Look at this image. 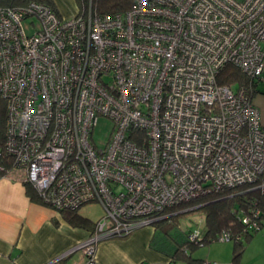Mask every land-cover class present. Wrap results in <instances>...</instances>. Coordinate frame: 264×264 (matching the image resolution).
<instances>
[{
	"label": "built area",
	"instance_id": "2783aa9c",
	"mask_svg": "<svg viewBox=\"0 0 264 264\" xmlns=\"http://www.w3.org/2000/svg\"><path fill=\"white\" fill-rule=\"evenodd\" d=\"M227 66L246 81L219 83ZM263 72L264 0H134L115 14L90 0L69 17L38 0L0 7V178L31 185L56 211L102 209L89 237L50 264L74 252L97 264L99 242L197 198L241 186L264 195V129L251 101ZM100 117L112 123L101 148L91 139ZM237 218L251 234L264 212L254 201ZM238 238L222 230L216 240Z\"/></svg>",
	"mask_w": 264,
	"mask_h": 264
},
{
	"label": "crops",
	"instance_id": "0c3cea01",
	"mask_svg": "<svg viewBox=\"0 0 264 264\" xmlns=\"http://www.w3.org/2000/svg\"><path fill=\"white\" fill-rule=\"evenodd\" d=\"M53 5L62 17L78 11L62 12L56 3ZM251 101L260 113V124L264 129V72L262 79L254 85ZM96 221L91 222L94 224ZM92 231L93 228L73 227L59 211L32 201L19 180L6 176L0 178V264H50L87 239ZM156 234L157 230L152 225L125 237L103 240L96 248V263L171 264L168 243L173 239L167 236L160 238ZM83 261V255L74 252L57 264H82ZM239 264H261V261L242 256Z\"/></svg>",
	"mask_w": 264,
	"mask_h": 264
},
{
	"label": "trees",
	"instance_id": "16d2710c",
	"mask_svg": "<svg viewBox=\"0 0 264 264\" xmlns=\"http://www.w3.org/2000/svg\"><path fill=\"white\" fill-rule=\"evenodd\" d=\"M32 0H0V7H18L26 5ZM49 5L55 12L56 9L52 6L50 1L38 0ZM90 0H81L80 3L86 6ZM134 0H91V6L99 14H115L122 13L132 8ZM57 13V12H56ZM246 79L235 68L227 66L219 75L218 82L223 84H240L244 83ZM0 148L2 149L6 137V103L0 99ZM3 165L8 164L7 158H2ZM0 161V162H1ZM8 167V166H7ZM263 178H260L259 183ZM26 194L34 202H40L37 193L31 185L25 184ZM257 202L259 207L264 212V195L258 190L251 188L250 186H241L235 189L223 190L216 194L207 195L205 197L197 198L189 203L168 209L163 214H171L177 210H183L190 206L201 209L205 215V228L202 233L204 244L210 243L217 238L218 234L222 230H229L234 236H238V239L234 240L233 247V262L238 263L243 252L242 239L249 240L254 233L244 234L242 224L238 222L237 214L240 211L247 212L253 202ZM63 219L72 225L73 227L92 229L94 224L86 217H83L78 213V210H61L59 211ZM178 215V214H177ZM174 216L169 215L166 218L156 222L155 229L158 224L164 223L162 231L164 236L170 237V230L175 226L179 227L177 220H173ZM166 221V222H165ZM170 221V222H168ZM166 223V224H165ZM166 226V227H165ZM264 226V219L260 225ZM190 234H188L189 236ZM188 236L185 241L179 242L172 240L173 246L169 250L168 255L170 262L180 261L184 264H201L203 261L194 260L184 253V249L187 246L199 247L198 245L188 241ZM187 251V250H186Z\"/></svg>",
	"mask_w": 264,
	"mask_h": 264
},
{
	"label": "rangeland",
	"instance_id": "374dc122",
	"mask_svg": "<svg viewBox=\"0 0 264 264\" xmlns=\"http://www.w3.org/2000/svg\"><path fill=\"white\" fill-rule=\"evenodd\" d=\"M50 1L54 7V3L60 11L82 9L81 0H47ZM30 21V20H27ZM27 33H32L31 28L26 29ZM0 103H2L0 101ZM112 128V123L110 120L104 117H100L93 127L91 139L92 142L99 148L103 147L107 142ZM197 207L190 206L183 210H177L171 214L165 216L173 215V220H177L179 227L175 226L170 230V237L179 242L185 241L188 234L198 231L203 233L205 228V215L201 209H196ZM78 212L90 219L91 221H96L102 216V209L97 203H88L78 209ZM178 214V215H177ZM166 222V221H165ZM170 222V221H168ZM166 224V223H165ZM155 227V225H153ZM162 226L164 223H160L157 226V234L160 238H165ZM166 227V226H165ZM169 244V250L173 249L171 243ZM242 245L244 247L240 260L242 256L245 259H253L255 261H261L264 264V226L255 232L249 240L242 239ZM233 247L234 240L228 242H221L214 239L210 243H206L203 246L192 247L187 246V255L194 260L209 261L215 264H239L233 262ZM180 261H174L171 264H179ZM183 263V262H182ZM184 264V263H183Z\"/></svg>",
	"mask_w": 264,
	"mask_h": 264
}]
</instances>
